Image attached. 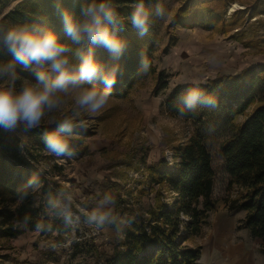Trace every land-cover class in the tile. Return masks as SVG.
<instances>
[{
    "label": "trees",
    "instance_id": "16d2710c",
    "mask_svg": "<svg viewBox=\"0 0 264 264\" xmlns=\"http://www.w3.org/2000/svg\"><path fill=\"white\" fill-rule=\"evenodd\" d=\"M230 1L185 0L174 13L172 24L202 25L223 31L243 25L248 7L235 10L226 19ZM90 2H19L0 18L2 65L13 63L15 70L34 75L32 70L23 69L13 60L3 36L11 29H26L37 34L52 32L59 41L68 44L70 51L65 55L76 69L83 56L91 55L100 64L98 78L83 86L103 89L100 77L108 75L115 79L109 89L111 96H128L143 78L156 73L152 49L147 41L152 22L149 20L147 33L141 35L132 26L131 16L141 3L150 13L157 0H103L117 16V23L107 26L123 43L118 55L87 40L74 44L67 37L65 14L84 20L81 9ZM99 2L101 0H97ZM145 63L147 71L144 70ZM159 76L167 77L163 71ZM193 92L200 95L194 104H189L187 97ZM164 104L171 115L190 122L189 134L185 140L170 145L171 161L161 157L149 165V179L157 183L159 189L146 216L132 208H122L121 204L118 206L120 196H113V204L117 205L115 215H123L121 221L115 220L120 226L121 237L106 258L95 264H199L202 245L193 241L205 233L220 198L229 211L246 212L243 225L253 236L263 240L264 248V63L237 73H218L197 84H177ZM57 128L60 127L56 124L35 128L18 125L6 129L0 126V194L24 198L15 209H0L3 218L0 220V237L19 234V224L36 228L44 219L45 209H55L60 197L65 196L61 184L49 179L36 165L41 152L49 151L45 146L46 135L56 132ZM80 134L87 135V131H80ZM77 141L79 139L68 141L70 149ZM215 150L223 159L226 172L221 197L214 195ZM161 186L173 193L169 200L163 198ZM120 201L125 204L124 199ZM64 224L67 222L58 223L60 232L70 229L69 224ZM59 239L63 240V235ZM7 259L6 253H0V264H6Z\"/></svg>",
    "mask_w": 264,
    "mask_h": 264
},
{
    "label": "rangeland",
    "instance_id": "374dc122",
    "mask_svg": "<svg viewBox=\"0 0 264 264\" xmlns=\"http://www.w3.org/2000/svg\"><path fill=\"white\" fill-rule=\"evenodd\" d=\"M21 1L0 0V18ZM184 2L157 0L150 12L152 25L147 40L156 73L143 78L128 96L110 95L105 107L93 113L76 104L80 89L56 93L62 103L59 108L46 111L40 125L59 127L63 121H69L71 133L60 128L56 132L67 141H79L70 149L71 156H56L43 150L36 165L49 179L61 184L65 196L60 197L55 209H45L39 227L32 229L19 224V234L0 237V253L8 255L6 264H95L105 259L121 237L115 220L121 221L123 215H115L117 205L113 204V196H120L118 206L146 216L159 189L149 179V165L161 157L171 161L170 145L185 140L191 129L189 121L174 117L165 108L164 101L172 88L264 63V0L228 2L226 19L234 13L228 7L232 3H238L241 6L238 9L248 7L243 25L228 31L172 24L174 13ZM157 7L163 15L157 14ZM69 66L76 69L70 58ZM160 71L167 75L165 79L159 76ZM50 72L51 77L56 75ZM29 86L40 87L35 74L15 70L14 74L0 76L2 90L18 94ZM18 125L26 126L23 121ZM83 130L87 135L80 134ZM213 165L217 172L214 195L221 197L226 172L216 150ZM160 189L165 201L169 200L173 193L165 186ZM23 201L22 197L14 199L13 195L2 193L0 209H15ZM93 213L106 215L107 219L103 224L90 222L88 218ZM245 213L229 211L224 200L219 199L205 233L193 241L201 244V254L207 255L206 261L199 264H264L263 240L243 225ZM59 222H67L70 229L60 232ZM61 235L63 240L59 239ZM227 236L230 247L239 255L236 260L222 258L223 252L217 248V240Z\"/></svg>",
    "mask_w": 264,
    "mask_h": 264
},
{
    "label": "clouds",
    "instance_id": "9594fccd",
    "mask_svg": "<svg viewBox=\"0 0 264 264\" xmlns=\"http://www.w3.org/2000/svg\"><path fill=\"white\" fill-rule=\"evenodd\" d=\"M156 11L158 15H163L159 7ZM81 14L85 17L84 20L67 14L64 16L65 32L69 40L74 44L87 40L102 45L113 54H120L123 43L107 26L117 23L114 10L103 0L99 3L97 0H91L82 7ZM149 16L150 13L144 9L143 3L132 13V26L138 29L141 35L148 31ZM3 41L13 60L23 69L34 72L40 87L29 86L18 94L0 89V126L12 128L19 121H23L28 128L38 127L46 111L51 112L60 107L62 100L56 93H68L73 88L80 89L76 104L88 108L93 113L100 111L108 103L111 95L109 89L115 84L113 77H100L103 89L97 86L83 87L85 82L97 79L101 71L100 64L93 56L81 57L79 67L72 69L69 66V57L65 55L70 51L68 44L59 41L52 32L37 34L26 29H11L3 36ZM144 70L147 71L146 63ZM49 71L56 75L51 77ZM14 72L13 63L0 66V76ZM199 95L198 92L190 93L187 97L188 103L194 104ZM59 127L64 132H72L69 121H63ZM45 146L56 156L73 154L65 136L57 132L46 135ZM88 219L90 222L103 224L107 216L93 213Z\"/></svg>",
    "mask_w": 264,
    "mask_h": 264
},
{
    "label": "bare ground",
    "instance_id": "6f19581e",
    "mask_svg": "<svg viewBox=\"0 0 264 264\" xmlns=\"http://www.w3.org/2000/svg\"><path fill=\"white\" fill-rule=\"evenodd\" d=\"M239 7H241V6L238 3H232L230 6V10L235 11ZM229 238H230V236L218 239L217 240V244H218L217 248L223 252L221 254L222 258H227V260H233V259L237 258L239 255L235 252L234 248L230 247L231 241L229 240ZM206 258H207L206 252H202L201 257H200V261L204 262V261H206Z\"/></svg>",
    "mask_w": 264,
    "mask_h": 264
},
{
    "label": "water",
    "instance_id": "95a60500",
    "mask_svg": "<svg viewBox=\"0 0 264 264\" xmlns=\"http://www.w3.org/2000/svg\"><path fill=\"white\" fill-rule=\"evenodd\" d=\"M228 7H230V6H228ZM200 261V260H199Z\"/></svg>",
    "mask_w": 264,
    "mask_h": 264
}]
</instances>
